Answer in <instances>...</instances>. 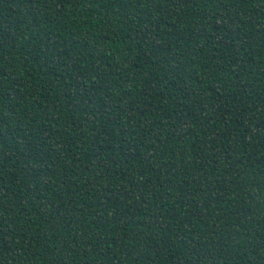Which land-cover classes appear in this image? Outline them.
Listing matches in <instances>:
<instances>
[{
  "label": "trees",
  "instance_id": "trees-1",
  "mask_svg": "<svg viewBox=\"0 0 264 264\" xmlns=\"http://www.w3.org/2000/svg\"><path fill=\"white\" fill-rule=\"evenodd\" d=\"M0 264H264V0H0Z\"/></svg>",
  "mask_w": 264,
  "mask_h": 264
}]
</instances>
